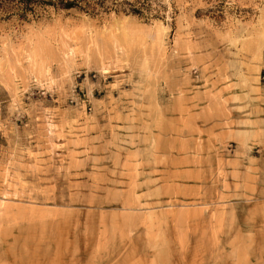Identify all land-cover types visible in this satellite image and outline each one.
Returning a JSON list of instances; mask_svg holds the SVG:
<instances>
[{"label": "rangeland", "instance_id": "374dc122", "mask_svg": "<svg viewBox=\"0 0 264 264\" xmlns=\"http://www.w3.org/2000/svg\"><path fill=\"white\" fill-rule=\"evenodd\" d=\"M0 264H264V0L0 9Z\"/></svg>", "mask_w": 264, "mask_h": 264}, {"label": "trees", "instance_id": "16d2710c", "mask_svg": "<svg viewBox=\"0 0 264 264\" xmlns=\"http://www.w3.org/2000/svg\"><path fill=\"white\" fill-rule=\"evenodd\" d=\"M117 0H113L116 2ZM107 0H0V9L9 8L19 12L20 17H25L28 13H34L38 7L53 6L62 9H93L104 8ZM133 13L140 11L132 9ZM93 13V11H92Z\"/></svg>", "mask_w": 264, "mask_h": 264}]
</instances>
